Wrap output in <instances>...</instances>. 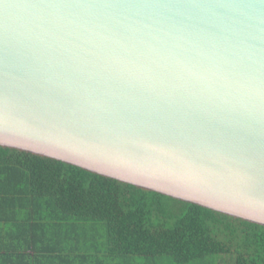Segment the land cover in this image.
Here are the masks:
<instances>
[{"label":"water","instance_id":"95a60500","mask_svg":"<svg viewBox=\"0 0 264 264\" xmlns=\"http://www.w3.org/2000/svg\"><path fill=\"white\" fill-rule=\"evenodd\" d=\"M0 145L264 226V0H0Z\"/></svg>","mask_w":264,"mask_h":264},{"label":"trees","instance_id":"16d2710c","mask_svg":"<svg viewBox=\"0 0 264 264\" xmlns=\"http://www.w3.org/2000/svg\"><path fill=\"white\" fill-rule=\"evenodd\" d=\"M4 223L31 264H264L262 225L0 145Z\"/></svg>","mask_w":264,"mask_h":264},{"label":"crops","instance_id":"0c3cea01","mask_svg":"<svg viewBox=\"0 0 264 264\" xmlns=\"http://www.w3.org/2000/svg\"><path fill=\"white\" fill-rule=\"evenodd\" d=\"M13 232L14 224L10 227L6 223L0 225V264H31L30 259L36 258L35 251L27 248L24 238L21 242L14 241Z\"/></svg>","mask_w":264,"mask_h":264}]
</instances>
